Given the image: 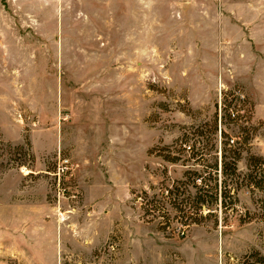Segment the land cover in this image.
<instances>
[{
  "label": "rangeland",
  "instance_id": "1",
  "mask_svg": "<svg viewBox=\"0 0 264 264\" xmlns=\"http://www.w3.org/2000/svg\"><path fill=\"white\" fill-rule=\"evenodd\" d=\"M186 1L0 0V178L32 174L24 230L27 214L36 220L11 264H243L264 254L263 195L243 188L233 204L223 162L240 153L243 176L249 155L264 158V21L225 45L200 15L221 6ZM63 160L71 170L59 183ZM227 177L233 197L237 177ZM204 178L217 202L184 228L182 207L160 190L185 181L192 209ZM143 192L161 201L155 218Z\"/></svg>",
  "mask_w": 264,
  "mask_h": 264
},
{
  "label": "crops",
  "instance_id": "2",
  "mask_svg": "<svg viewBox=\"0 0 264 264\" xmlns=\"http://www.w3.org/2000/svg\"><path fill=\"white\" fill-rule=\"evenodd\" d=\"M186 2L181 4L185 5L189 3L198 5L196 0H187ZM207 2L221 6V12L216 15H211L208 12H201L202 14L200 15L202 16L201 20H206V28L208 31L212 27L215 28V26L218 32L221 31V35H219L221 36L222 44L226 45V38H230L233 31L238 33L239 39L246 42L248 36L247 30L250 27L251 30L254 28L252 27L253 22L259 21L261 22V26L263 24L264 13L262 9L257 8V5H264V0H207ZM182 17L184 18V16ZM214 23H216L215 26ZM199 27H202V25ZM218 51L220 50L215 47L208 49V52L211 54H217ZM222 51L224 55L223 60H226V46ZM31 110L36 111L33 108ZM31 175L22 174V172H8L4 173L0 178V264H11L12 262L10 261L14 260L21 262L25 254H27L26 249H24V245L26 244H24L25 242L23 243V240L29 243L27 239H30V236L36 233L32 227L36 221L33 215H26V230L23 227L24 220L22 217L24 209L22 197L23 184L24 181L26 182L27 177H31ZM27 193L32 195L31 191ZM28 200H30V204H25L33 210V205H35L34 201L30 197ZM24 231L26 232L25 235Z\"/></svg>",
  "mask_w": 264,
  "mask_h": 264
},
{
  "label": "trees",
  "instance_id": "3",
  "mask_svg": "<svg viewBox=\"0 0 264 264\" xmlns=\"http://www.w3.org/2000/svg\"><path fill=\"white\" fill-rule=\"evenodd\" d=\"M246 141H244L245 143ZM192 148L190 149V151ZM181 151H185L183 147H181ZM236 155L235 157H230V160L228 159V156L223 155V162H224V174H226V198L230 197V199H234L233 204L237 202V199L234 197L238 191L245 188L250 190V192H260L263 195V200L261 201V210H262V216L261 220L264 222V158L249 155V158L247 160V172L241 176L242 174H239L238 169V162L241 158L240 153L234 152ZM166 159L170 162H174L176 158H167ZM227 176H233L237 177V181L231 182L233 183L232 192H234L233 197L230 195L231 189L229 190L228 184H227ZM186 182L180 181L176 182V185L173 188L164 187L160 190L159 196L165 201H168L170 204L174 203V206L180 209V212L182 213V221H183V227L184 228H190L192 225H199L200 220H198L197 215L199 214V211L201 212L202 209L208 208L212 206L214 202H217V197L214 194H209V190L205 191V188L208 187L206 179H196L194 182V187L196 189V194L193 196L196 207L187 209L184 204L186 200H190L191 196H186L187 190H186ZM228 185V186H227ZM216 189V188H215ZM205 191V192H204ZM145 195L144 202L142 203V209L145 212L146 215H151L154 217V213L159 211L161 206L160 202L156 200V198H149L148 192H143ZM230 195V196H228ZM157 197V196H155ZM209 199V200H208ZM184 208V210H183ZM165 209V208H164ZM227 209V204H226ZM166 210L164 215H166ZM163 217L168 220L166 222V225L161 226V230L167 231L169 229V221L170 219L166 216ZM249 216V214H247ZM155 218V217H154ZM243 264H264V254L261 253L258 250L252 251L250 254L246 255L244 257V263Z\"/></svg>",
  "mask_w": 264,
  "mask_h": 264
},
{
  "label": "built area",
  "instance_id": "4",
  "mask_svg": "<svg viewBox=\"0 0 264 264\" xmlns=\"http://www.w3.org/2000/svg\"><path fill=\"white\" fill-rule=\"evenodd\" d=\"M71 168H70V162L69 160H63L61 161V163L59 164L58 168H57V172L55 174V176L58 177L59 183L61 182V179L64 178L66 175H68V173L70 172ZM184 233H182L183 235Z\"/></svg>",
  "mask_w": 264,
  "mask_h": 264
}]
</instances>
